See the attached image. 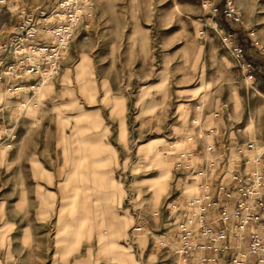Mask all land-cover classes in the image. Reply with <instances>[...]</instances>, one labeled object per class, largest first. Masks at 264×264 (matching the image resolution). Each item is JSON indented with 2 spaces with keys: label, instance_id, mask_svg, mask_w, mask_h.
Masks as SVG:
<instances>
[{
  "label": "rangeland",
  "instance_id": "374dc122",
  "mask_svg": "<svg viewBox=\"0 0 264 264\" xmlns=\"http://www.w3.org/2000/svg\"><path fill=\"white\" fill-rule=\"evenodd\" d=\"M54 1L5 0L0 44L22 9ZM93 1L57 78L21 99L0 87V264H171L159 241L198 194L208 145L219 173L230 145L264 149V0H234L238 23L225 0L217 15L201 0ZM183 151L193 168L176 167Z\"/></svg>",
  "mask_w": 264,
  "mask_h": 264
},
{
  "label": "built area",
  "instance_id": "2783aa9c",
  "mask_svg": "<svg viewBox=\"0 0 264 264\" xmlns=\"http://www.w3.org/2000/svg\"><path fill=\"white\" fill-rule=\"evenodd\" d=\"M201 2L214 15L221 12L216 0ZM93 8V0H55L47 6L22 9L11 34L0 44V83L6 93L21 99L25 92L34 95L57 78L76 30L92 16ZM222 15L232 23L242 22L234 0H225ZM232 36L230 33L228 38L234 53L244 57L245 46L234 43ZM259 52L264 55L263 45ZM222 113L219 109L214 118ZM215 149L210 144L209 150ZM236 149L239 156L232 167L220 172L222 180L218 184L209 179V169L219 171V160L213 159L205 167L197 163V177L203 180L195 197L175 206L182 210L176 241H159L161 248L169 244L175 247L177 258L171 264H264V149L258 152L253 141ZM195 154L179 153L176 167L193 168ZM251 155L253 158H249ZM134 230L143 231L144 226L138 224Z\"/></svg>",
  "mask_w": 264,
  "mask_h": 264
},
{
  "label": "crops",
  "instance_id": "0c3cea01",
  "mask_svg": "<svg viewBox=\"0 0 264 264\" xmlns=\"http://www.w3.org/2000/svg\"><path fill=\"white\" fill-rule=\"evenodd\" d=\"M0 87H4V85L2 84V83H0ZM228 147H227V144H225V143H222V141L221 142H219V152H218V150H217V156H225L226 155V153H227V149ZM230 155H235V159L234 160H236V158H237V149H236V147H232L231 145H230ZM224 152V153H223ZM210 155H212L210 152H208ZM224 154V155H223ZM202 166L203 167H205V165L204 164H202ZM209 171H210V177H209V179L211 180V182L212 183H214V184H218L219 182H221V180H222V176H221V174L219 173V171L218 170H212V169H209ZM216 172L214 175L216 176V178L214 179L213 177H212V174L213 173H211V172ZM203 179L202 178H200V179H198V181H197V190H198V184H199V182L200 181H202ZM188 199H190V198H188ZM176 234H177V231L176 232H174L173 233V235L172 234H170L168 237H167V240H174V241H176ZM207 254H210V252L209 251H207ZM222 258H224L223 256H222ZM194 264H200L199 262H196V263H194ZM212 264H219L218 262H216V263H212Z\"/></svg>",
  "mask_w": 264,
  "mask_h": 264
},
{
  "label": "bare ground",
  "instance_id": "6f19581e",
  "mask_svg": "<svg viewBox=\"0 0 264 264\" xmlns=\"http://www.w3.org/2000/svg\"><path fill=\"white\" fill-rule=\"evenodd\" d=\"M29 77H30V75H28V78H29ZM40 90H42V88H41ZM196 121H197V120H196ZM209 147H210V145H208L207 151L210 152V153L212 154V155H211L212 157L210 158V160H212V159H214V155H215V152H216V151H215V150L210 151V150H209ZM256 149H257L258 152L263 151V150H261L257 145H256ZM200 160H202V159L200 158L199 161H200ZM203 160H204V159H203ZM205 160H209V159H205ZM210 162H211V161H210ZM211 173H213V172H211Z\"/></svg>",
  "mask_w": 264,
  "mask_h": 264
},
{
  "label": "clouds",
  "instance_id": "9594fccd",
  "mask_svg": "<svg viewBox=\"0 0 264 264\" xmlns=\"http://www.w3.org/2000/svg\"><path fill=\"white\" fill-rule=\"evenodd\" d=\"M85 2H87V0H85ZM3 3H5V0H0V4H3ZM13 11H15V9H13ZM125 148H127V145H125ZM0 166H2V165H0ZM133 203H135V201H133Z\"/></svg>",
  "mask_w": 264,
  "mask_h": 264
}]
</instances>
